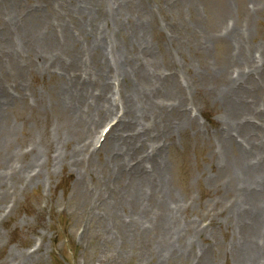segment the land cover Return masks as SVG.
I'll return each instance as SVG.
<instances>
[{
    "label": "rangeland",
    "instance_id": "obj_1",
    "mask_svg": "<svg viewBox=\"0 0 264 264\" xmlns=\"http://www.w3.org/2000/svg\"><path fill=\"white\" fill-rule=\"evenodd\" d=\"M11 11L28 14L13 26ZM0 12L21 54L4 51L0 30V90L9 97L0 110L1 125L9 128L0 142V264H238L245 235L227 219L237 202L238 173L230 161L252 147L253 161L264 160V0H0ZM225 23L241 28L232 32L244 44L242 55L221 30ZM45 32L67 48L54 46L44 63L37 40ZM232 52L254 63L236 61ZM106 76L124 110L102 119ZM229 78L238 82L223 89ZM151 82L150 89L163 87L170 96L161 89L138 116L123 95ZM83 83L90 98L72 114L60 93ZM224 91L229 98L221 97ZM92 117L101 122L84 137ZM58 134L67 138L56 156ZM129 136L113 150L123 157L125 173L109 175L113 143ZM88 142L90 155L73 149ZM34 153L37 169L14 173ZM136 167L174 206L170 239L162 236L161 218L154 220L156 195L149 239L128 229L129 217H142L141 203L147 202L135 206L126 195Z\"/></svg>",
    "mask_w": 264,
    "mask_h": 264
},
{
    "label": "bare ground",
    "instance_id": "obj_2",
    "mask_svg": "<svg viewBox=\"0 0 264 264\" xmlns=\"http://www.w3.org/2000/svg\"><path fill=\"white\" fill-rule=\"evenodd\" d=\"M236 9H237V6H236ZM30 11L31 10H29L28 13ZM225 12L229 13L228 8H226ZM11 14L13 16V21H12L13 26L16 22L22 20L27 15V14L18 15L12 11H11ZM34 17H38V16H34ZM225 24L226 25L224 27H221V30H223L224 32L227 33L225 35L226 39L227 38L229 39V35H230L231 40H233L234 42L235 41L237 42V45L240 48L238 55H242L243 54V51H242V44L243 43L237 37L238 34L232 32V31L236 30V32L239 33L238 30H240L241 28H238L237 25H235L232 28L227 23H225ZM25 25L26 24H24V26ZM231 28H232V30H230ZM10 29H11V27L8 25L4 14L2 12H0V30L5 31V35H4L5 45L3 46L4 51L7 54H11L15 57L21 56L20 52L17 51V48L14 47L15 43L13 42V45L11 43L12 37L10 35L12 33H14V31L12 30V32H10ZM31 32H30L29 36L31 35ZM17 35H19V33H17ZM53 38H54L53 32L52 33H46L45 32L44 35L40 36V38L37 40V43L40 46L41 53L43 55V62L44 63L46 61L52 59V57L50 56V49H52L54 46L55 47L56 46L64 47L65 49L67 48V45L64 42L52 43ZM31 39H32V41H35L36 36H34V35L31 36ZM95 44H96V46L101 45V48H104V44L101 41H97ZM19 45L24 50L27 49V47H28L25 44H21V42H19ZM97 48H100V47H97ZM232 56H233V59H236V61L242 60L243 62H246L249 64L254 63V59L252 57H249L248 59H244L243 56H238V57L236 55H232ZM232 56L228 54V61H229V58H232ZM103 64L107 65V67H110L109 63H107V62L103 63ZM117 70L121 71L122 76L125 75L124 68L120 69L118 67ZM109 71H111V70H109ZM221 72H222V70L219 71V73H221ZM211 73H214V72L211 71ZM236 81L238 82V80H236ZM236 81H234V79H232V78H229L228 84H225L223 86L224 87L223 89H226V90L230 89V83L235 84ZM126 84L128 85V80H126ZM151 84H152V82L150 84L141 85L139 87H136L133 90L126 91V96L123 95V98L126 102V108L129 107L131 110L130 106H134L135 111L131 110L133 113H135V114L137 113L138 116L139 115H145V112L147 110L148 105L152 106L151 99L154 97L160 96L161 95V93H160L161 89L164 90V93L162 95H166L167 97L170 96L169 91L164 89L163 87H159V88L154 89V90L150 89L149 87ZM75 85H76V83L73 84V86H75ZM169 87H173V88L177 89L175 84H173V83H171V85ZM86 88H87V83H83V84H81L80 89H77L74 87H69V88L64 89L63 93H60V94H63V96L66 97L67 100L69 101L70 105L68 107V111L71 112L72 114L77 113V112L81 113V111H80L81 103L86 100V97L90 98ZM94 88H97V86H95ZM101 89H102V92L100 94H103L102 105L105 106L106 111L100 117H102V119H103V117L105 115L107 117L111 116L113 110L116 113L122 112L124 110V106L117 105L118 99L121 100V98L119 97L118 94L116 97L115 96L116 94L113 93V87H111L109 82H108V76L103 77L102 82H101ZM94 91H95V89H93V94H92L93 97H94ZM132 93H135V95L137 96V98L134 101L132 98ZM106 95H107V97H106ZM108 95H109V97H108ZM125 97H126V99H125ZM221 97L222 98H229L228 92L225 93V91H224L223 93H221ZM110 98H111L112 102H110ZM6 100H9V97L5 94V91L0 90V110L2 109L4 104H7ZM147 103H148L147 106H143V105H146ZM99 104H101V102L96 103V105H99ZM62 106L65 107L63 105V103H62ZM230 106L232 109H234V107L231 104H230ZM247 106L248 105L245 104L244 108H247ZM141 107H142V109L140 110ZM89 109H90L89 105H87L86 113L88 114V116H89ZM141 120L142 119H140V118L138 119L137 126H138L139 130H144L146 125ZM100 122L101 121H95L94 117L89 118V120L87 121V124H86V130L84 131L82 129L83 130V132H82L83 136L88 137L90 135V132H94L93 127H89L90 125L96 124L97 126H99ZM154 122H156V118L153 120V123ZM118 126H119V124H116L114 130H116ZM254 130L259 131V128L254 127ZM8 131H9L8 127L3 128V126L1 125V118H0V142L2 141L3 136L8 135ZM97 132H98V129L96 130V133ZM244 132L247 134L249 133L248 131H244ZM91 137L92 136H90L89 138L91 139ZM93 137H95V136H93ZM66 138H67L66 134H64L62 136L59 134L57 135L56 147L54 149L56 156H57V145L62 143L63 139H66ZM116 138H119V137L115 136L112 139H116ZM131 138H133V137L129 136L128 139L121 137L120 142L117 139L113 143L112 152H111V158L112 159H109V161H110L109 164L106 163V165L108 166L109 175L111 174L112 176H117L120 172L125 173L124 170L121 168L122 163H123V157H119V154H114L113 150L116 149L118 151L119 147H120V149H122V147L120 146V143L126 144L127 140H130ZM250 139H252V138H250ZM78 143H79V141H78ZM90 144H91V142H88L86 145H84L82 143V146H83L82 148L77 147V148H73V149L77 150L78 155L81 152L83 153V155L84 154L88 155ZM0 150H1V148H0ZM237 151H238V149H237ZM254 153H255V151L253 150V147L247 151L241 150L239 152V154H240L239 158H241V159L240 160L231 159V161H230L231 171L238 173V174H235V176H234V192L236 193V196H237V202L231 206V209L229 211L230 217L232 219H230L228 216H227V219L231 220L232 223L234 222L235 226L242 228L243 234L245 235V239H243V242H242L240 249H239V256L240 257H239L238 264H264V160H261L259 162L258 161L254 162L253 158H252ZM9 156H11V155L8 154V152H7L4 154L3 158L6 159ZM33 156L34 157L32 160H30L31 162L29 164H27L29 162V161H27L20 168L15 167L14 173H17V172L22 173V172H24V170H26V168H29V175H31L30 171L34 172L37 169V167L39 166L38 165L39 159L37 158L38 156H36V153H34ZM46 157H47V159H49V156H46ZM135 169H136V171L133 173H132V171H130V174H132V175H130V176L128 175V177L131 178V180H130L129 185H125L126 195L128 193L132 194V196L128 195V197H130L129 200H131L135 204V206H136V204L140 205V201L143 199L147 200V202L141 203L142 204V217H137V216L136 217H133V216L129 217L128 221H130V224L127 225L128 229L133 227V229L136 230L138 233L143 234L140 236H144V237H147L149 239L150 233H149V227H147V226L153 225L154 220L156 222L157 217H160L162 220L163 226H164V232L162 233V236L170 239V237L172 236V233H173V229H174V228H172V225H171L172 221L170 219V216H173V210L172 209L174 206L172 205V203L170 205L168 202H166L163 199L158 197L159 194H157L155 181H152V182L150 181V179H149L150 175H148L147 172L143 168L136 167ZM231 178H232V176L230 177V180H231ZM229 191H231L230 187H229ZM155 195H156V197H158L157 199H158V203L160 205L158 207V210L154 211L155 218H154V220H152L150 213L153 210L151 208L152 204H150V203H153V202H150V199ZM173 199L174 198H170V201H173ZM132 212H130L128 214V216H130L132 214ZM234 213L236 214V218L233 217ZM235 220H236V222H235ZM160 221H158V226H160ZM260 242H262V245H259ZM163 253H164V250L162 248L156 252V254L160 257V259L162 258ZM258 260H259V262H258ZM155 263H156V261H154V264Z\"/></svg>",
    "mask_w": 264,
    "mask_h": 264
}]
</instances>
